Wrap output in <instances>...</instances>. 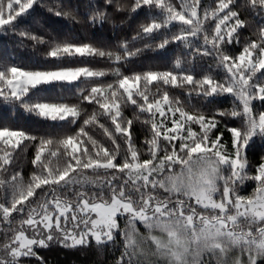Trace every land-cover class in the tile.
<instances>
[{"label":"snow or ice","instance_id":"6c2138e0","mask_svg":"<svg viewBox=\"0 0 264 264\" xmlns=\"http://www.w3.org/2000/svg\"><path fill=\"white\" fill-rule=\"evenodd\" d=\"M37 7L133 34L45 35L26 23ZM0 32L46 46L32 67L0 58V264H49L57 245L111 264L264 262V0H0Z\"/></svg>","mask_w":264,"mask_h":264},{"label":"trees","instance_id":"16d2710c","mask_svg":"<svg viewBox=\"0 0 264 264\" xmlns=\"http://www.w3.org/2000/svg\"><path fill=\"white\" fill-rule=\"evenodd\" d=\"M47 3L55 4V0H46ZM65 3H79L83 4L84 0H64ZM36 16L41 19L40 24H35L32 18H29L26 23L32 24L33 28L37 32H41L45 35L51 34L56 36L75 35L79 38L92 37L95 40L103 41L107 44L113 45L120 41L123 37L131 36L133 34L134 22L126 23L123 26L114 27L112 23L107 22L100 27L99 25L93 27L86 23L80 22V20H72L69 18H62L53 15L43 7H37ZM119 19V18H118ZM247 34V33H246ZM31 41L20 42V38L15 34H5L0 32V58L8 59L13 63L23 65L25 67H32L41 63H45V51L46 46L39 45L32 48L27 45H31ZM167 54H157L156 52H148L141 59L140 63L143 64H159L165 62ZM93 67L104 68L108 65L104 63L93 62ZM138 64L134 63L131 67H137ZM177 90V95H179ZM225 107H231L230 100H225ZM9 110L0 106V117L8 116ZM126 115L131 116V108L126 110ZM14 119L22 127H40V125L31 120L27 114L18 112L15 114ZM134 130L136 136L142 140L143 129L139 123L134 124ZM32 149L29 148L28 152L24 154L23 158V171L27 176L31 172V166L27 160L30 157ZM251 160L256 161L259 158V146L253 151L249 152ZM254 185L251 182H247L242 191L250 192ZM140 231L144 232V228L141 226ZM40 254L49 261V264H111L114 259L112 252H98L96 249H89L87 251H77L73 249H65L62 246H53L48 249H42ZM118 255V252L116 253ZM35 264V262H33ZM264 264V262H262Z\"/></svg>","mask_w":264,"mask_h":264}]
</instances>
